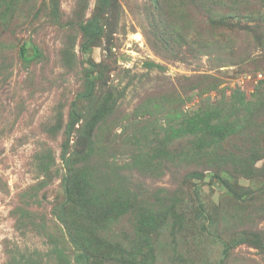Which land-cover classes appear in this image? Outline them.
I'll return each instance as SVG.
<instances>
[{"label":"rangeland","instance_id":"obj_1","mask_svg":"<svg viewBox=\"0 0 264 264\" xmlns=\"http://www.w3.org/2000/svg\"><path fill=\"white\" fill-rule=\"evenodd\" d=\"M0 264H264V0H0Z\"/></svg>","mask_w":264,"mask_h":264},{"label":"trees","instance_id":"obj_2","mask_svg":"<svg viewBox=\"0 0 264 264\" xmlns=\"http://www.w3.org/2000/svg\"><path fill=\"white\" fill-rule=\"evenodd\" d=\"M20 56L25 60V61H28L29 59H30V56H29V54H28V51L26 50V48L23 46L22 48H21V50H20ZM65 192H66V194H70V187L69 186H67L66 188H65Z\"/></svg>","mask_w":264,"mask_h":264}]
</instances>
